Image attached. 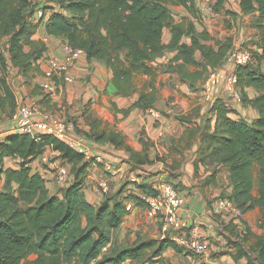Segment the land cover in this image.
I'll return each mask as SVG.
<instances>
[{
	"label": "trees",
	"instance_id": "obj_1",
	"mask_svg": "<svg viewBox=\"0 0 264 264\" xmlns=\"http://www.w3.org/2000/svg\"><path fill=\"white\" fill-rule=\"evenodd\" d=\"M224 3L217 0L214 9L220 11ZM171 5H184L198 17L193 0H45L40 8L43 14L35 23L31 19L36 10L33 0H0V120L15 117L19 108L8 78L10 63L27 79L44 74L40 59L46 44L34 35L47 10L51 11L46 23L50 36L85 50L89 59L105 61L113 71L117 95L140 92L136 102L120 111L127 114L136 107L155 108L158 72H176L192 88L202 89L211 71L227 59L234 39L220 40L207 30L198 31L191 20L176 22ZM240 5L244 14L258 11L257 22L264 21V0H240ZM166 29L172 34L168 43L164 41ZM185 37L190 42H185ZM166 50L177 54L165 67L155 66V58ZM198 51L202 59L197 58ZM236 73L243 102L257 109L258 118L253 122L234 118L227 103L216 98L208 111L216 118L214 127L210 118L203 128L197 125L194 111L181 115L179 119L188 125L173 147L177 151L190 148L200 135L196 172L208 163L227 170L232 184L229 198L240 210L241 219L250 210L261 208L258 231L249 225L240 232L232 224L225 226L234 236L228 242L231 250L213 256L230 254L236 260L248 258V264H264V69L254 61L238 65ZM248 87L258 91L252 100L246 93ZM82 115L90 130L77 126V133L125 149L135 164L152 162L148 152L151 142L144 136V148L135 150L126 135L104 123L90 107ZM48 149L59 152V157L71 164L73 178L60 192L52 193L45 177L32 168ZM8 157L17 159L18 166H7ZM94 161L53 134L14 132L0 139V181H5L0 189V264H158L169 248L194 256V264H208L169 236L139 238L129 246L112 249L115 234L130 212L127 205L145 202L139 194L122 195L123 190L107 196L100 205L89 201L85 180ZM138 185L140 192H153L147 184Z\"/></svg>",
	"mask_w": 264,
	"mask_h": 264
},
{
	"label": "crops",
	"instance_id": "obj_2",
	"mask_svg": "<svg viewBox=\"0 0 264 264\" xmlns=\"http://www.w3.org/2000/svg\"><path fill=\"white\" fill-rule=\"evenodd\" d=\"M216 2L217 0H193L198 17L184 5H171V11L176 22L191 20L198 31L207 30L211 36L217 39L226 40L232 36L234 47H240L239 43H243L244 40L254 39L252 46L256 51L255 61L264 69V21L257 22L260 13L255 11L244 14L240 0H225L220 11H216L214 6L213 9L209 8ZM44 5L45 0H39L37 8ZM36 12L31 17L35 23L41 18ZM50 14L51 11L47 10L45 18L34 35V39L42 40L46 44V51L40 59L43 72L50 68V57L63 54V45L66 42L61 37L50 36L47 33L46 23ZM247 32L248 34H246ZM171 37V31L166 29L164 41L168 43ZM184 41L190 42V38L185 37ZM176 54L177 51L166 50L161 56L155 58L153 64L165 67ZM196 55L198 59H202L199 51ZM236 68L227 58L216 69L236 72ZM13 73H19L15 79H12ZM42 75L38 74L27 79L17 67L10 63L8 78L17 95L19 105H37L43 108L51 106L62 118H65L67 114L73 115L75 118L72 121H76L75 123L82 130H90L89 124L82 115L85 108L90 107L91 111L100 117L104 123L126 135L129 144L135 150L139 151L144 148L141 141L142 136L151 142L148 152L152 162L135 164L130 162V155L125 149L110 143H97L79 133L85 137L84 145L90 153L92 155L102 154L105 159L104 162L94 161L89 169V174L85 180V192L89 201L95 205H100L107 196H111L108 192L100 191L98 184L102 180L110 179L112 182H117V190H123L122 195H126L128 193L139 194L140 188L136 187L138 184H147L154 189V186L167 180L166 177L171 175L173 183L180 188L186 197V204L182 212L183 217L189 224L200 225L202 235L209 244L210 255L204 258L205 261L208 264H248L246 257L236 260L230 254H218L217 256H213V254L231 250L228 242L234 236L231 231L225 229V226L232 224L231 226L235 228L236 232H240L245 230L246 225H249L258 231L261 208L256 207L245 213L243 219L229 209L216 212L212 206L214 201L224 193L229 196L232 192V184L227 170L217 163H208L201 165L199 171L196 172L195 160L201 144L200 135L190 148L179 147L177 151L173 147L174 140H178L183 135L188 125L179 119L181 115H187L194 111L196 115H194L193 121L197 125L203 128L207 118H210L211 127H214L216 118L208 112L212 103L206 100L202 89L192 88L190 83L182 81L176 72H158L156 86L159 88V97L155 103V108L162 112V118L156 120L146 110L138 107L127 114L120 111L128 109L136 102L140 97V92H135L132 96L117 95V87L113 83V71L105 61L89 59L87 54L83 56L82 60L72 70L73 80L64 83L61 91L50 99H47L45 94L43 95V92L36 88L35 84L33 86L29 84L32 99L24 98L21 89L13 84L23 80L31 83L33 79H39ZM246 93L252 100L258 91L254 87H248ZM217 96L223 99L233 110L232 117L245 118L249 122L258 118L257 109L250 103H239L232 91L224 84L219 88ZM38 107L33 117L35 120L42 117V112L39 111ZM196 124L195 126H197ZM14 132H18L16 118L0 120V139ZM46 153L57 157L60 155L59 152L52 149H48ZM17 161V159L8 157L5 163L7 166L17 167ZM69 166L71 169V164ZM32 168L33 171H38L45 177L47 186L52 193L61 187L56 182L54 174L42 163L40 157L32 163ZM215 170H218L216 177L210 182L209 180ZM136 171L138 174L143 173V171H156L158 174L146 180L140 176L133 177ZM128 179L135 183H127ZM4 182V179L0 181V189H2ZM127 189L130 190L126 191ZM130 203L135 207L132 206L124 218L119 228L120 237H125L128 232L132 242L139 238H163L165 233L162 226L147 205ZM142 211L146 212L147 218L145 220L140 219ZM186 231L188 230L179 231L177 237H171L180 242V238L186 236ZM166 256L171 257L172 262L181 256H184L189 264L196 262L194 256L178 253L172 248L165 251L162 261L166 260Z\"/></svg>",
	"mask_w": 264,
	"mask_h": 264
},
{
	"label": "built area",
	"instance_id": "obj_3",
	"mask_svg": "<svg viewBox=\"0 0 264 264\" xmlns=\"http://www.w3.org/2000/svg\"><path fill=\"white\" fill-rule=\"evenodd\" d=\"M39 14L40 16L43 14L42 9H39ZM85 55V50L73 47L65 42L63 54L50 57V68L40 77V85L45 95L52 98L61 91L64 83L71 82L73 80L72 70ZM227 58L237 67L238 65L253 63L255 61V54L251 47L240 46L234 47ZM222 84L232 91L233 96L239 103H243V96L238 86L237 73L226 72L220 69H213L203 83L202 92L208 102L213 103L218 98V90ZM36 112V106L19 105L14 117L16 118L18 132L53 134L69 143L79 152L84 153L88 158L93 157L96 162L105 161L102 154L92 155L90 153L84 145L85 137L79 135L76 131L77 124L75 122L65 120L59 115L50 112H42V117L35 120L33 117ZM146 112L156 120L162 118V112L156 108H149ZM40 158L42 163L46 165V168L53 172L58 185L67 186L71 182L73 175L71 174L68 162L61 160L59 157L55 158V155L46 152ZM98 187L100 191L107 193L109 190L108 181H100ZM139 195L156 220L161 224L165 233L164 236L177 237L179 231L188 230L186 231V236L180 238L179 243L198 254L208 253L210 247L202 235L200 225L195 223L189 224L182 215L186 204V197L179 187L169 180H164L154 186L152 193L139 192ZM132 206V203H129L127 209L130 210ZM212 206L216 212L229 209L236 212L238 216L241 214L240 210L229 197H218Z\"/></svg>",
	"mask_w": 264,
	"mask_h": 264
},
{
	"label": "rangeland",
	"instance_id": "obj_4",
	"mask_svg": "<svg viewBox=\"0 0 264 264\" xmlns=\"http://www.w3.org/2000/svg\"><path fill=\"white\" fill-rule=\"evenodd\" d=\"M33 2L35 3V5H36V8H37V5L39 4V0H33ZM213 6H214V4H212L209 8H212L213 9ZM39 9H40V7L38 6V8L31 14V16H33L34 14H35V12L37 13V15L39 14ZM39 16H40V14H39ZM236 34V33H235ZM246 34H248V32L246 33ZM253 42H254V39H250V40H244L243 41V43H239V45L240 46H244V47H251V49L253 50V52H254V54H255V57H256V51H255V49L253 48V46H252V44H253ZM0 47H2V45H0ZM19 74V73H18ZM18 74L17 73H13L12 74V79H15L17 76H18ZM40 82H41V78H39V79H33L32 80V82L30 83V82H28V81H26V80H23V81H21V82H15V83H13L14 85H16L18 88H20L21 89V91H22V93H23V97L25 98V97H29L30 99H32L31 97H30V88H29V84H30V86H33V84H35V86H36V88L39 90V91H41V92H43V95L45 94V92L43 91V89H42V87H41V85H40ZM142 85V84H141ZM244 103V102H243ZM36 104V103H35ZM37 106V105H36ZM38 107V106H37ZM38 109H39V111H41V112H43V113H46V112H50V113H54V114H57L58 115V112L57 111H55V110H53V108L50 106H47V108H43V107H38ZM64 118V117H63ZM74 118L75 117H73V115H69V114H67V116L64 118L65 120H73L74 121ZM76 122V121H75ZM55 158H57V156H55ZM53 173V172H52ZM156 174H158L156 171H143V173H140V174H138L137 173V171H136V173H135V176H133V177H135V178H137L138 176H140L141 178H144V179H146L147 180V178H153V176H156ZM167 180H169V181H172L173 182V180H172V177H171V175H168L167 177ZM55 180H56V178H55ZM108 181V184H109V191H108V194L109 195H111V196H114V195H116L117 193H118V190H117V187H116V183L117 182H115V181H110V179H108L107 180ZM142 181V180H141ZM128 182H133L131 179H128L127 180V183ZM133 183H135V182H133ZM136 187H140V185H136ZM65 188V186H61V187H59L57 190H56V192H60L61 190H63ZM128 190H130V189H127L126 191H128ZM131 190H134V189H131ZM222 197H229L228 195H227V193H224L223 195H221ZM135 207V205L133 206V208ZM150 214L148 213V216H149ZM145 218H147V215H146V212L145 211H142L141 212V217H140V219L141 220H145ZM119 230L116 232V234H115V244H114V246H112V249H119L120 247H125V246H129V245H131L133 242H132V239H131V237L129 236V233L127 232L126 233V236L125 237H123V238H121L120 237V234H119ZM203 258H205V257H207V256H209L210 255V248H209V251H208V253L206 254V253H201L200 254ZM163 260V259H162ZM159 264H189V262L187 261V259L184 257V256H181V258H179V259H176L174 262H172L171 261V257H169V256H166V260L164 259V261H162V262H160Z\"/></svg>",
	"mask_w": 264,
	"mask_h": 264
}]
</instances>
